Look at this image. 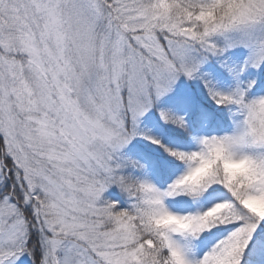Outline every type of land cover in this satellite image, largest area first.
<instances>
[{
    "label": "snow or ice",
    "instance_id": "snow-or-ice-1",
    "mask_svg": "<svg viewBox=\"0 0 264 264\" xmlns=\"http://www.w3.org/2000/svg\"><path fill=\"white\" fill-rule=\"evenodd\" d=\"M0 264H264V0H0Z\"/></svg>",
    "mask_w": 264,
    "mask_h": 264
},
{
    "label": "trees",
    "instance_id": "trees-1",
    "mask_svg": "<svg viewBox=\"0 0 264 264\" xmlns=\"http://www.w3.org/2000/svg\"><path fill=\"white\" fill-rule=\"evenodd\" d=\"M105 197L108 198V199H111V198H112V194H110V193H105Z\"/></svg>",
    "mask_w": 264,
    "mask_h": 264
},
{
    "label": "rangeland",
    "instance_id": "rangeland-1",
    "mask_svg": "<svg viewBox=\"0 0 264 264\" xmlns=\"http://www.w3.org/2000/svg\"><path fill=\"white\" fill-rule=\"evenodd\" d=\"M113 191H114V189H110V190H109L108 192H106V193H110V194H112Z\"/></svg>",
    "mask_w": 264,
    "mask_h": 264
}]
</instances>
